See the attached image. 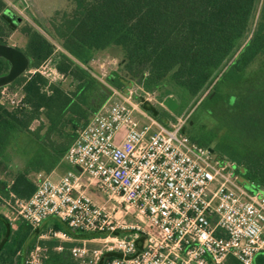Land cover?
Wrapping results in <instances>:
<instances>
[{"label": "trees", "instance_id": "obj_1", "mask_svg": "<svg viewBox=\"0 0 264 264\" xmlns=\"http://www.w3.org/2000/svg\"><path fill=\"white\" fill-rule=\"evenodd\" d=\"M72 1L70 11L56 12L50 21L53 41L27 23L19 27L29 69L48 59L68 78L69 88L61 80L49 83L38 72L21 74L6 86L19 89L21 103L6 106L0 87L1 198L30 197L36 189L32 175L49 173L61 162L77 131L108 95L89 62L110 47L120 49V71L127 76L111 72L110 85L123 89L133 81L137 93L157 92L160 99L172 95L178 103L175 115L199 101L211 125L194 141L212 144L247 189H264V0ZM19 19L0 0V44H7ZM8 68L0 57V75ZM141 106L165 125L175 120L156 105ZM47 220L45 229L64 230L74 238L98 236L71 231L54 217ZM39 232L23 219L13 227L0 213V264H23L36 243L46 247L41 264H79L69 252L76 241L58 251L59 241L37 239ZM115 256L119 253L106 252L99 264ZM225 264L239 262L228 256ZM254 264H264V249Z\"/></svg>", "mask_w": 264, "mask_h": 264}, {"label": "built area", "instance_id": "obj_2", "mask_svg": "<svg viewBox=\"0 0 264 264\" xmlns=\"http://www.w3.org/2000/svg\"><path fill=\"white\" fill-rule=\"evenodd\" d=\"M104 59L101 75L110 62ZM27 72L49 83L66 79L48 59ZM100 80L108 95L64 152L70 168L57 180L39 176L30 197L8 200L16 215L33 228L54 217L71 231L98 235L76 239L48 229L58 251L78 243L69 252L79 264H99L113 251L119 256L102 264H225L228 256L254 264L264 249V189H247L232 163L192 140L186 117L165 125L146 112L148 93H137L135 82L118 89ZM3 89L1 103L19 106L21 92ZM89 187L105 202L96 203ZM120 210L137 223L117 217ZM92 240L100 245L90 248ZM45 253L36 243L23 264H41Z\"/></svg>", "mask_w": 264, "mask_h": 264}, {"label": "rangeland", "instance_id": "obj_3", "mask_svg": "<svg viewBox=\"0 0 264 264\" xmlns=\"http://www.w3.org/2000/svg\"><path fill=\"white\" fill-rule=\"evenodd\" d=\"M5 2H6V5L10 9H12L15 17H20L17 29L11 32L6 38L7 44L13 45L17 47L18 49H23L25 42H26L25 35L19 30V27L21 25L27 23L35 27L36 29H38L40 32H42L45 35V37L48 38L50 41H53V39L48 34V30L50 29V21L56 15V12H59V13L64 12V11L68 12L74 6V3L72 0H26V3H23V4H20L18 2H13L11 0H5ZM121 57H122L121 52H119L117 56H113L108 51H104L94 56V58L89 62V66L91 67L93 73L97 77L95 75L94 76L97 79L98 77L100 79L102 78L103 81H106V77L113 71H118V73H120L122 77H124V73L120 71ZM104 58H106V60L110 62H109V65L106 66V68L104 69L105 75H101L99 66L101 65L102 61L105 60ZM23 74H28V72L26 71ZM126 77L127 76H125L124 78L126 79ZM124 78H123V81H125ZM100 79H98V81H100L104 85V83ZM62 83H63L62 85L65 88H69L68 78L65 79ZM16 90L19 91V89L16 87L3 89V91L8 92V93H12ZM169 96H172V95H169ZM146 97L149 98V100H147L146 102L152 105H156L157 107L161 109L167 110L166 107L162 104V101L164 100V98L160 99L157 95V92L148 94L146 95ZM198 103L199 101L192 107H189V106L186 107L181 112V114L175 115L174 112L178 108L177 106V108L173 112H170L171 114L175 115V120L168 122V124H170V123L175 122L179 117H186V120L184 123V131L192 140H197L200 137H202V135L208 132V129L211 125L208 115L206 114L205 110L202 109L198 105ZM209 146L213 148L212 144ZM65 165L69 166L66 162H60V167H64ZM88 192L92 196V198L95 200L96 203L102 204L105 202L106 197L103 194L94 190L92 187L88 188ZM114 211H112V213ZM8 215L15 216L16 220L13 222L14 224L16 223V221H19L21 219L20 217L16 215V211L14 207L8 208ZM116 216L119 217L120 219L122 218L128 224L137 223L136 218L133 215L124 214L123 211L121 210L117 212ZM12 226L15 227V225H12ZM88 245L90 248H93V247L99 246L100 243L95 241V242L88 243Z\"/></svg>", "mask_w": 264, "mask_h": 264}, {"label": "water", "instance_id": "obj_4", "mask_svg": "<svg viewBox=\"0 0 264 264\" xmlns=\"http://www.w3.org/2000/svg\"><path fill=\"white\" fill-rule=\"evenodd\" d=\"M108 52L113 56H117L120 49L118 47H110ZM0 57L5 58L9 63L8 71L5 74L0 75V87L7 86L15 78L29 69L28 57L22 50L13 45L0 44ZM113 73H115V71H113ZM162 104L170 112H173L178 106V103L173 96H166L162 101ZM209 150L213 151L211 147H209ZM75 168L80 170L78 166Z\"/></svg>", "mask_w": 264, "mask_h": 264}, {"label": "crops", "instance_id": "obj_5", "mask_svg": "<svg viewBox=\"0 0 264 264\" xmlns=\"http://www.w3.org/2000/svg\"><path fill=\"white\" fill-rule=\"evenodd\" d=\"M6 88V86H3V88ZM62 162V161H61ZM70 167L65 165L64 167H60V163L53 169L51 170L49 173H45V172H38V173H34L32 175L33 179L35 180V182L37 181V178L39 176H48L53 180H57L60 176H62ZM8 200H5L3 198L0 197V213H2L9 221L11 225H15L13 222L16 220L15 216H9L8 215V208L10 207V205L7 202ZM49 220L44 221L40 226H39V235L37 236V239H47L46 237V233L48 231V229L50 227H47V229H45V226H47ZM86 234H90V232H84ZM76 239H93V237L87 238V236L84 237H78ZM90 242H95V240H92ZM89 242V243H90ZM89 246V245H88Z\"/></svg>", "mask_w": 264, "mask_h": 264}]
</instances>
